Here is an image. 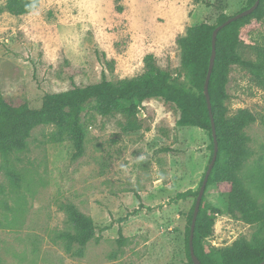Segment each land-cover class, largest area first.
<instances>
[{
	"label": "rangeland",
	"instance_id": "1",
	"mask_svg": "<svg viewBox=\"0 0 264 264\" xmlns=\"http://www.w3.org/2000/svg\"><path fill=\"white\" fill-rule=\"evenodd\" d=\"M236 14L246 0H223ZM0 0V96L39 108L46 94L72 85L112 83L142 74L143 59L188 86L177 40L188 27L214 23L213 0H40L23 16ZM264 45V17L241 30L240 54L254 60ZM224 105L228 115L247 109L257 121L244 129L248 157L239 178L264 205V86L238 65L230 67ZM179 113L159 99L139 105L140 129L124 133L121 113L85 119L84 152L52 140L53 126H38L23 152L0 156V264H186L184 232L193 199L174 200L198 188L209 158L208 134L177 126ZM19 175L14 185L6 175ZM205 203L219 211L205 247L223 250L251 241L256 228L227 212L214 185ZM91 218L94 238L78 254L66 206ZM120 231V235H119Z\"/></svg>",
	"mask_w": 264,
	"mask_h": 264
},
{
	"label": "trees",
	"instance_id": "2",
	"mask_svg": "<svg viewBox=\"0 0 264 264\" xmlns=\"http://www.w3.org/2000/svg\"><path fill=\"white\" fill-rule=\"evenodd\" d=\"M190 1L199 3V0ZM213 1L211 7L217 12L214 23L202 22L188 27L177 40L180 69L188 86L177 84V77L173 78L169 72L161 70L156 66L153 56L146 55L143 72L137 77L112 83L102 75L97 84L85 87L72 85L63 93L44 95L39 108H31L25 102L13 103L0 96V156L5 161L10 155L26 150L31 132L38 126H53L52 140L69 141L74 149L73 158L77 159L84 152L85 119L89 113L94 112L103 117L121 113L125 117L122 131L136 132L140 129L136 120L139 105L152 99L162 100L177 109L178 127L197 128L206 132L210 142L209 158L198 188L179 192L174 197V200L193 199L184 232L186 264H193L189 252L193 206L214 149L211 119L203 93L211 54V37L217 26L235 15H226L223 0ZM254 1L246 0L245 6L237 13L252 7ZM258 3L253 13L225 26L216 37V55L208 94L218 150L206 185V188L209 185L216 186L226 197L229 215H237L242 222L254 226L256 230L250 242L241 238L223 250L205 247L204 240L213 234L215 215L219 211L208 207L203 195L193 236L194 254L201 264H260L264 260V205H259L253 199L238 175L248 157V137L244 129L257 118L247 109H239L235 114L228 115L224 105L228 97L225 87L229 69L233 65L245 69L258 85L264 86V45L256 49L254 60L244 59L240 54L242 28L251 20L258 21L264 17V0ZM39 4L40 0H6L4 9L10 15L23 16L36 10ZM260 122L264 127V117L260 118ZM6 175L14 185L18 183L19 175L15 170L7 169ZM65 210L73 230L72 233H66L65 238L70 245H77L78 254H81L95 236L93 221L74 205H67Z\"/></svg>",
	"mask_w": 264,
	"mask_h": 264
},
{
	"label": "water",
	"instance_id": "3",
	"mask_svg": "<svg viewBox=\"0 0 264 264\" xmlns=\"http://www.w3.org/2000/svg\"><path fill=\"white\" fill-rule=\"evenodd\" d=\"M260 0H256L254 1V5L252 7H250L249 9L237 13L234 16L230 17L229 19H227L223 24L217 26L213 32H212V37H211V54H210V58H209V63H208V68L207 73H206V77H205V81H204V86H203V93L206 99V104H207V109L209 111V115H210V119H211V130H212V139H213V143H214V149H213V156L212 159L207 167V170L205 172L202 184L200 186L198 195L196 197V201H195V205L194 210H193V215H192V219H191V225H190V234H189V252H190V257L192 259L193 264H201L199 262V260L196 258L195 254H194V250H193V236H194V227H195V222L198 216V212H199V206H200V202L202 200V197L204 195L205 192V188L208 182V178L209 175L212 171V168L214 166V163L216 161V157H217V150H218V146H217V140H216V132H215V126H214V122H213V116H212V112H211V103H210V98H209V94H208V83H209V79L212 73L213 69V65H214V60H215V55H216V50H215V45H216V37L217 34L219 33L220 30H222L225 26L229 25L230 23L241 19L243 17H246L248 15H250L251 13H253L258 5ZM260 264H264V260L260 263Z\"/></svg>",
	"mask_w": 264,
	"mask_h": 264
}]
</instances>
